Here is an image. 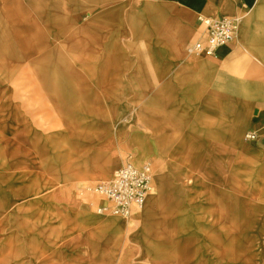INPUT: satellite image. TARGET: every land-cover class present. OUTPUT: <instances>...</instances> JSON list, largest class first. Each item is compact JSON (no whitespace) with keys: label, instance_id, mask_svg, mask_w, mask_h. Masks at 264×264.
Returning a JSON list of instances; mask_svg holds the SVG:
<instances>
[{"label":"crops","instance_id":"obj_1","mask_svg":"<svg viewBox=\"0 0 264 264\" xmlns=\"http://www.w3.org/2000/svg\"><path fill=\"white\" fill-rule=\"evenodd\" d=\"M80 2L73 14V47L89 49L93 58L89 57L87 89L82 90L80 104H72L85 114L74 124L77 130L70 141L83 146L81 149L91 154L88 157L95 155V164L90 168L97 171L101 167L100 174H105L114 166L116 157L110 153L114 146L93 147L94 141L84 132L95 127V141L100 144L115 137L113 144L120 153L119 145L131 138L128 135H133L132 128H144L141 114L146 108L188 113L189 130H211L200 141L218 147L212 156L220 165L217 170L224 173L228 163L231 171L226 177L239 173L255 176L259 184L253 191L264 192V0ZM207 16L238 18L236 38L221 46L215 55L190 54L187 47L202 37L201 19ZM70 107L65 108L60 101L59 111L70 112ZM111 112H124L121 120L129 123L121 139L113 131L114 122L100 120ZM134 113L138 116L132 121ZM234 128L240 134L246 129L257 132L254 140L245 137L250 143L247 150L239 147V135L228 136L227 131ZM213 130H220V135ZM203 155L200 153L194 159L198 161ZM79 157L81 163L84 156ZM217 190L226 192L225 186ZM99 223L112 226L109 237L121 230L109 220ZM135 227L136 223L126 231ZM97 236L96 232L90 233V239L78 240L81 247L87 245L88 249L76 264H112L120 256L124 242H116V254L108 255L106 245L100 246L94 240L91 243ZM128 253L130 259L135 256Z\"/></svg>","mask_w":264,"mask_h":264},{"label":"rangeland","instance_id":"obj_2","mask_svg":"<svg viewBox=\"0 0 264 264\" xmlns=\"http://www.w3.org/2000/svg\"><path fill=\"white\" fill-rule=\"evenodd\" d=\"M80 3V0H17V8L13 9L9 7V0H0V264H55L56 246L43 245L40 228L47 227L41 223L40 206L33 200L42 192H50L47 188L50 178L31 169L23 156L16 160L15 151L22 147L32 151L35 144L23 134L31 131L30 134L42 138V148L55 160L70 161L75 158L74 163L80 164L79 154L74 152L73 158L70 157L72 148L83 147L70 141L77 130L74 127L76 122H67L59 111L62 101L65 108L71 106V116L77 122L85 114L72 105L82 96V90L87 89L89 57L93 58L89 49L73 47V14ZM10 16L18 17L27 25L10 21ZM10 109L21 116L23 123L17 142L9 138L12 127L7 115ZM167 114L175 123H181L177 128L186 133L177 143L176 152L188 163V113ZM246 132L247 129L242 132L244 139ZM131 148V138L119 145L123 163L132 162ZM86 155L91 154L87 152ZM94 156L91 158L94 159ZM31 158L38 160L39 157ZM151 163L154 171H163L167 167L163 160ZM174 182L171 181L164 196V215L170 231L182 229L189 235L194 229L189 230L186 225L188 215L185 210L188 206L177 196ZM96 183L88 181L74 186V197L81 192L80 188ZM178 183L183 189L188 188L186 177L183 176ZM92 209L96 213L93 206ZM138 217V212H133L124 218L137 225ZM219 226L211 221L208 225L198 226L207 230L209 237H191L188 240L189 264H230L219 255L223 249L228 250L227 254L233 257L234 264H260L264 261V243L261 245L256 236L238 233L222 237ZM79 247L78 240L71 244L67 251L69 258L62 263L76 264L78 258L74 253L80 252ZM117 257L112 264L118 263ZM136 260L138 255L131 258V262Z\"/></svg>","mask_w":264,"mask_h":264},{"label":"bare ground","instance_id":"obj_3","mask_svg":"<svg viewBox=\"0 0 264 264\" xmlns=\"http://www.w3.org/2000/svg\"><path fill=\"white\" fill-rule=\"evenodd\" d=\"M9 3L10 8H17V0H9ZM9 20L27 25L25 21L16 16H10ZM79 104L80 101L77 98L74 105L78 106ZM60 113L69 123L72 120L77 121L71 116V111H60ZM124 115V112H111L105 114L104 119L100 120L108 123L114 122V130L121 139L123 138L124 127L129 126V123L121 120ZM137 116V113L132 114L131 120L135 121ZM141 116L144 121V128L137 126L132 128L131 151L133 156L131 161L136 165H141L146 161L163 160L167 167L163 171L155 170L153 172L151 188L145 202L139 210L135 211L138 212L139 216L137 218L138 224L130 232H127L126 228L134 224L131 220H126L124 216L118 214L98 213L97 205L103 202V198L83 191L78 192V195L76 194L77 198H81L78 201L73 194L74 186L79 185V183L100 182L110 178L120 167L123 157L117 152L116 146L113 144L115 137L109 138L107 143L100 144L95 141L97 131L95 127L84 132L85 136L89 137L92 142L94 141L93 147L101 149L114 146L110 153L116 157L113 158L115 167L107 170L105 174H100L101 167L97 171L90 168L92 164H95V158L88 157L86 149L79 147L71 150L70 157L72 158L74 152L79 156H84L80 164L74 163L75 158L70 161L55 160L45 151V148H42L43 140L41 137L30 134L31 131L30 133H23L25 138L35 145H33L31 152H28L24 147L15 151L16 160H20L19 157L23 156L25 160L27 159L31 169L47 175L51 182L47 186L50 192L48 194L42 192L33 200L40 206L38 212L42 220L41 223L47 227L40 228V239L45 247L50 244L56 246L53 256L55 264H64L62 261L69 258L67 251L71 244L82 238L90 239V233L95 234V232L98 236L92 238L91 243L93 244L95 241L100 246L106 245L108 255L116 254L118 248L116 242L125 243L117 264H189L188 238L209 237L206 233L207 230H202L198 226L205 223L208 225L210 221L220 225L218 230L222 237H229L238 233L254 235L262 245L264 243V192L253 191L257 188L259 180L247 173L245 175L239 173L238 176L230 178L226 177V174L231 171V166L228 163L224 165V173L217 170L220 165L218 166L217 161L213 160L212 156L215 155L218 147L214 144H203L200 141L211 130L188 129V163H186L176 152L178 151L177 143L186 134L185 131L177 128V125H181V123H175L167 112L159 110L147 111L146 108ZM242 118H244L243 115ZM7 119L10 120L9 126L12 127L9 138L12 142H17L20 126L23 125L21 116L15 110L10 109ZM256 125L258 123H255ZM213 131L220 135L218 133L220 130ZM227 132L230 137L239 135V147L246 150L250 147L249 141L244 139L242 133L240 134L237 129L234 128ZM200 153L206 155L208 159H205L207 157L203 155L196 161L194 158ZM33 156L39 157L38 160L31 158ZM90 158L91 162L89 161ZM190 169L193 170L188 172ZM187 173L188 177L186 176ZM183 176L188 179L186 190L178 183ZM171 181H175L174 183L177 185V196L181 197L188 206L185 210L188 215L186 225L189 230L194 229L189 235L182 229L178 232L170 231L168 219L164 215L166 206L163 200L169 191ZM221 186H225L226 192L217 190ZM86 195H90V198ZM108 220L121 229L110 237L109 233L112 226L99 223ZM38 225L40 226V224ZM74 230L78 231L77 234L71 235ZM87 249V245L79 247L80 252H75L74 255L77 254L76 258L79 259V256L85 253ZM227 251V249H223L219 255L230 264H234L235 260L230 257V253L227 254ZM128 252L138 255V260L131 262ZM260 264H264V261H261Z\"/></svg>","mask_w":264,"mask_h":264},{"label":"built area","instance_id":"obj_4","mask_svg":"<svg viewBox=\"0 0 264 264\" xmlns=\"http://www.w3.org/2000/svg\"><path fill=\"white\" fill-rule=\"evenodd\" d=\"M201 21L204 32L201 38L187 47L190 54L215 55L221 46L236 38L238 18L207 16ZM257 136V132L254 131L246 133L248 140H254ZM153 172L154 167L151 162H145L141 166L125 162L110 178L80 189L81 192L86 191L85 193L103 198V202L97 205L98 213L129 217L143 206L151 188Z\"/></svg>","mask_w":264,"mask_h":264}]
</instances>
